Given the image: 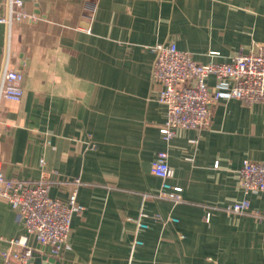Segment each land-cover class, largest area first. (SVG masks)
<instances>
[{
	"label": "crops",
	"instance_id": "obj_1",
	"mask_svg": "<svg viewBox=\"0 0 264 264\" xmlns=\"http://www.w3.org/2000/svg\"><path fill=\"white\" fill-rule=\"evenodd\" d=\"M24 9L21 21H0V75L7 59L24 72L22 98L0 99V158L7 177L45 178L63 200L81 180L85 209L52 264H264V192L247 195L238 174L245 159H264V101L222 99L209 125L167 139L152 80L159 42L201 63L264 44V0H25ZM161 152L179 203L157 196ZM245 198L246 212L227 210ZM23 232L0 197V260ZM29 244L49 254L36 237Z\"/></svg>",
	"mask_w": 264,
	"mask_h": 264
},
{
	"label": "built area",
	"instance_id": "obj_2",
	"mask_svg": "<svg viewBox=\"0 0 264 264\" xmlns=\"http://www.w3.org/2000/svg\"><path fill=\"white\" fill-rule=\"evenodd\" d=\"M25 0H8V12L0 21L12 25L27 16ZM154 61L152 80L160 86L158 100L167 108V119L161 132L170 139L177 128H200L210 124L213 105L222 99L236 98L251 105L264 101V44L248 52L233 55L227 61L198 62L191 53L181 50L175 42H159L152 47ZM215 83H210V78ZM24 72L6 60L0 75V99L18 101L24 94ZM46 164L45 159L41 160ZM218 164V163H217ZM153 172L163 180L159 197H167L175 203L182 201V187L173 185L170 179L174 169L168 154L161 152L152 165ZM240 184L248 194L264 192V159H245L238 170ZM66 200L49 193L51 182L45 178L29 180L7 177L0 158V197L7 199L18 210L24 223V232L11 240L9 250L2 253L0 264H34L38 256L30 246L36 237L48 256H59L71 248V222L75 213L85 207L78 201L79 178ZM250 208L249 199L235 202L227 208L232 213H244ZM142 212L137 227L147 228ZM210 213L207 214V218ZM171 220L176 221V218ZM136 244L142 241L136 239Z\"/></svg>",
	"mask_w": 264,
	"mask_h": 264
},
{
	"label": "water",
	"instance_id": "obj_3",
	"mask_svg": "<svg viewBox=\"0 0 264 264\" xmlns=\"http://www.w3.org/2000/svg\"><path fill=\"white\" fill-rule=\"evenodd\" d=\"M54 261L55 258L48 255L38 256L34 259H31V262L34 264H52Z\"/></svg>",
	"mask_w": 264,
	"mask_h": 264
}]
</instances>
